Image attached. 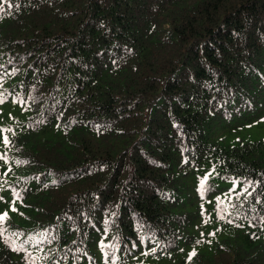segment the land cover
Wrapping results in <instances>:
<instances>
[{
    "label": "trees",
    "instance_id": "obj_1",
    "mask_svg": "<svg viewBox=\"0 0 264 264\" xmlns=\"http://www.w3.org/2000/svg\"><path fill=\"white\" fill-rule=\"evenodd\" d=\"M0 216V264H264V0H0Z\"/></svg>",
    "mask_w": 264,
    "mask_h": 264
},
{
    "label": "snow or ice",
    "instance_id": "obj_2",
    "mask_svg": "<svg viewBox=\"0 0 264 264\" xmlns=\"http://www.w3.org/2000/svg\"><path fill=\"white\" fill-rule=\"evenodd\" d=\"M6 139V138H5ZM0 219H3V217L2 216H0ZM194 254V253H193Z\"/></svg>",
    "mask_w": 264,
    "mask_h": 264
},
{
    "label": "bare ground",
    "instance_id": "obj_3",
    "mask_svg": "<svg viewBox=\"0 0 264 264\" xmlns=\"http://www.w3.org/2000/svg\"><path fill=\"white\" fill-rule=\"evenodd\" d=\"M14 107V106H13ZM20 110V109H19ZM15 112V111H14Z\"/></svg>",
    "mask_w": 264,
    "mask_h": 264
},
{
    "label": "rangeland",
    "instance_id": "obj_4",
    "mask_svg": "<svg viewBox=\"0 0 264 264\" xmlns=\"http://www.w3.org/2000/svg\"><path fill=\"white\" fill-rule=\"evenodd\" d=\"M263 121V120H262ZM256 127H257V125H256Z\"/></svg>",
    "mask_w": 264,
    "mask_h": 264
}]
</instances>
